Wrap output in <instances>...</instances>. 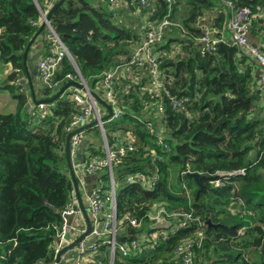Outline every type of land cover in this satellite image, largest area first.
<instances>
[{
    "label": "trees",
    "instance_id": "obj_1",
    "mask_svg": "<svg viewBox=\"0 0 264 264\" xmlns=\"http://www.w3.org/2000/svg\"><path fill=\"white\" fill-rule=\"evenodd\" d=\"M35 1L47 11L48 0H0V59L17 70L7 77L9 89L25 75L23 52L40 28L42 14ZM152 1L161 17L163 1ZM234 3L238 9L248 8L257 15L250 39L264 53V0ZM179 5L181 10L173 18L180 27H172L161 44L160 50L167 53L161 69L167 91L177 99H188L187 111L175 109L166 94L162 99H151L141 90L148 80L137 72V84L124 80L120 88L122 91L132 84L125 96L124 114L104 126L110 146L116 144L117 135L130 137L136 146L133 154L114 166L116 179L123 181L131 173L159 169L153 190L126 183L117 193L118 217L128 214L141 223L138 228L130 225L127 234L141 247L115 264H179L178 246L195 239L199 230L204 238L200 247L195 244L196 262L264 264V92L259 93L257 63L229 40L218 43L214 51L204 50L199 18L214 15L210 25L218 31L217 37L229 19L213 0H180ZM130 11L141 16L139 32L120 20ZM147 11L126 6L115 18L104 0H64L51 25L72 61L64 59L57 79L76 74L78 68L95 91L105 71L120 58L134 55ZM43 41L48 47L49 41ZM41 91L47 99L54 97L51 90ZM15 98V113L0 112V264H51L54 226L62 224L61 211L73 197L65 146L66 128L78 107L68 91L50 105L47 116L34 119L27 109L26 92ZM159 104L164 111L154 123L166 133L168 150L158 146L146 120L138 119H144L146 113L154 116ZM92 132L99 134V129L86 131ZM84 147L91 157L105 156L101 145L90 141ZM150 151L160 157L155 163L148 156ZM240 170L245 174H235ZM190 173L201 177L196 181ZM216 180L222 186L215 187ZM157 202L167 203L171 212L191 213L205 226L193 221L163 235L160 229L149 226L148 214ZM208 221L222 226L208 229ZM172 222L176 225L179 218ZM156 233L159 235L154 238ZM106 250V246L101 247L103 256H98L104 264L108 263Z\"/></svg>",
    "mask_w": 264,
    "mask_h": 264
},
{
    "label": "built area",
    "instance_id": "obj_2",
    "mask_svg": "<svg viewBox=\"0 0 264 264\" xmlns=\"http://www.w3.org/2000/svg\"><path fill=\"white\" fill-rule=\"evenodd\" d=\"M59 0H48L47 2V14ZM114 12L115 18H119L120 12L126 6H132L138 9H149L144 17V26L141 30V41L138 43L134 50V55L130 59L120 58L119 62L105 71L102 74V80L98 84L100 90L94 92L103 99L112 109V116L108 121L101 123V119L109 114L108 109L101 110V103L94 99L88 92L77 87H70L66 92H71V99L78 107V113L73 117L71 124L66 128L68 134L79 130L83 126H86L92 122L98 121L100 124L98 127L104 130L106 123L113 120H118L122 117L126 110L125 96L129 93V89L132 88V84L126 86L122 91L120 88L124 85V80H130L131 82L138 83L137 72L142 73L141 78H146L148 83L141 90L150 95L151 99H162V96L166 94L169 100L172 102L175 109L187 111L186 103L187 98L177 99L173 97L166 89L162 79V65L163 58L167 53L160 50L161 44L164 42L167 32L172 27H180V24L174 20V16H177V10H181L179 5L180 0H162L164 3L165 11L161 17L157 16L155 10V1L150 0H128L127 3L124 0H104ZM217 6L222 9L220 13L229 16L227 27L224 28L217 37L218 31L211 27L214 15L203 16L199 18V24L204 34L201 38V42L204 44L205 51H214L215 46L229 40V42L235 46L244 48L257 63L262 70L259 76V88L264 92V53L260 48L253 47L250 39V29L252 21L257 18V15H252L248 8L238 9L235 6L234 0H213ZM44 14V15H45ZM44 21V16H42ZM227 33L229 37H227ZM216 36V37H215ZM50 44L46 48L45 52L41 53V58L38 63V82L41 85V90H51L53 96L59 92L67 83L78 82L87 84L85 79L76 74H68L64 79H57V75L62 69V63L65 58H69L72 61L71 54L68 48L63 43L62 39L55 34L49 36ZM17 83L19 82L16 81ZM22 83V82H21ZM89 87V85L87 84ZM90 89V87H89ZM91 90V89H90ZM65 92V93H66ZM51 104H41L37 106L38 111L32 112L34 119L38 117H45L49 113V107ZM146 110L149 108V104L145 102ZM162 104H159L156 108L154 116L150 113H146L145 118H139V120H146V126L151 135L157 136L158 146L169 149L167 142V135L163 130H158L154 125V120L162 116L163 112ZM87 131V130H86ZM85 132H79L73 135L71 138L70 152L71 157L76 158L83 155L84 161L80 163L77 168L82 169L84 174H88L90 177L95 178L97 182L95 187L88 192L87 180L79 177L80 184L79 191L83 190L88 192V214L91 221V232L73 249L68 250L61 256V264H104L98 256H103L101 247L106 246L108 255L110 256V264H115L117 259H127L132 254H135L141 247L138 240H132L127 237L128 228L131 225L134 228L141 226L140 221L131 218L128 214L125 218L120 219L117 213V188L116 177L114 173V166L122 163V161L129 157L136 151V146L133 143L125 144V140L122 136L117 135L116 144L110 146L107 142L104 149L103 157H91L89 152L85 149ZM106 151V153H105ZM252 154V153H251ZM148 156L152 162L155 163L160 157L154 152L150 151ZM103 174L109 178L104 181L102 179ZM235 174H245V170H240ZM99 175V178H97ZM232 175V174H230ZM159 180V169L152 170L150 173H131L126 176L127 184H139L147 190H153ZM108 182L109 189L106 190ZM215 187L222 186L220 180L214 181ZM168 206L163 203H155L151 206L148 220L151 222V228L159 229L160 227H166V230H161L163 235H169L172 230L177 228H186L188 225L196 221L198 225L204 227L205 225L199 219H193L191 213L180 212L172 213L168 210ZM62 224L55 225L56 236L53 243L54 250V262L57 263V256L60 252L73 244L80 236L86 231L85 224L82 226L80 217L82 212L78 208L77 194L73 191L72 200L61 211ZM179 218V222L173 225V229H170L172 220ZM123 228V230H121ZM126 233V234H124ZM125 235V237L122 236ZM125 238L124 242H119V238ZM204 238L203 230H199L195 239H187L180 244L176 250V258L179 264H202L196 262L195 244L200 247ZM106 250V251H107Z\"/></svg>",
    "mask_w": 264,
    "mask_h": 264
},
{
    "label": "water",
    "instance_id": "obj_3",
    "mask_svg": "<svg viewBox=\"0 0 264 264\" xmlns=\"http://www.w3.org/2000/svg\"><path fill=\"white\" fill-rule=\"evenodd\" d=\"M64 0H59L55 6L47 13L45 14V12L37 5L36 1V6L38 7V9L40 10L42 16H44V21L42 23V25L39 28V31L35 34V36L31 39V41L29 42V44L27 45V47L25 48L24 52H23V70L25 72L26 75V82H28L29 85V91L31 92V95L33 96L34 99V105L35 106H39L41 104H52L54 103L58 98H60L68 88L74 86L77 87L79 89L84 90L85 92H88L94 99H96L98 102H100L101 104L105 105V107L108 109L109 114L105 117H103L101 119V123L108 121L111 116H112V109L111 107L105 103L94 91L90 90L89 87L87 86V84H80L78 82H71V83H67L59 92H57L55 94L54 97L52 98H44L41 100H36V95H35V88H34V81L36 80V77L38 75V63L40 61L41 58V52L37 51L36 53H34L33 55H31V51L33 50L34 44L35 42H37L39 40V38L42 35V32L44 30H48L51 34H55V31L52 28L51 25V21H52V16L55 12V10L63 3ZM45 14V15H44ZM253 47H257L258 45L256 43H253ZM72 57V56H71ZM261 69L257 71L256 73V77L258 78L259 74L261 73ZM77 72L79 73V75H81V72L79 71V69L77 68ZM83 77V76H81ZM25 80L22 82L24 83ZM262 91L259 90V93H261ZM32 106V104L28 103L27 107L30 108ZM100 123L98 121H95L93 123H90L86 126H83L82 128H80L79 130H76L73 133H70L67 136V140H66V146H65V150H66V161L70 170V178L72 180L73 183V188L77 194L78 200H79V207L82 211V214L85 218V222H86V231L84 232V234L82 236H80L73 244H71L69 247L63 249L60 254L57 256V263L61 264L60 259L61 256L66 253L68 250L73 249L74 247H76L80 241H82L86 236H88L91 232V221H90V217L89 214L85 208V206L83 205L82 202V198H81V193L79 191V185H78V181H77V177H76V172L74 170L73 164H72V157H71V152H70V146H71V138L73 137L74 134L79 133V132H85L86 130H90L93 127L99 125ZM191 178L195 179L196 181L199 180V178L201 177L200 174L198 173H190L189 174ZM90 176H88L89 179ZM97 178H99V175H97ZM97 182L96 179H93L92 182L90 183L91 186L88 188L89 191H91L94 187H95V183ZM201 191V188H200ZM207 227L208 229H217L218 227H221V224H213L211 221H208L207 223ZM119 242H124L125 238H119L118 239Z\"/></svg>",
    "mask_w": 264,
    "mask_h": 264
},
{
    "label": "rangeland",
    "instance_id": "obj_4",
    "mask_svg": "<svg viewBox=\"0 0 264 264\" xmlns=\"http://www.w3.org/2000/svg\"><path fill=\"white\" fill-rule=\"evenodd\" d=\"M120 20L128 28H134V30L136 32H139L140 25H141V21H140L141 20V16H140V14H136V13L130 11L129 15L124 14V18H120ZM136 46H137V44L134 45V48ZM4 64L5 63H2L0 61V75L1 76L5 75L4 72H5L6 67L4 66ZM15 71L17 72V70H14L12 68L10 71H8L7 75H5V77H7L8 75H10L11 73H13ZM22 79H23V77H20L19 82L18 83L17 82L14 83V85H16V87L14 89L13 88L12 89L7 88L6 87V83L4 84L2 80L0 81V85H2V87H3L2 90H4V91H0V108L5 110L7 113H15L18 110V108H17L18 101H17V99L15 97L21 91L25 93L28 90V87H29L28 83L27 82L21 83ZM95 90L99 91L100 87L99 86L96 87ZM101 105H102L101 106V110L104 111V108H103L104 106H103V104H101ZM154 125H155V123H154ZM97 127H98V125H97ZM99 130L101 131V134H102V143H101L100 140H99V142H100V144H103V146H105V144L108 142L106 130L105 129L104 130L99 129ZM99 136H100V134H99ZM124 140H125V144L126 145H128L129 143H133L134 144V141L128 136L124 137ZM105 153H106V151H105ZM251 153L254 154V152H251ZM75 172H76L75 174H76V177H77L78 185L83 186L82 183L80 184L79 177H81V178L86 180V178H88L89 175L88 174H84L82 172V169H80V168H76ZM69 175H70V170H69ZM103 176H104L103 180L106 181V179L108 177H106L104 174H103ZM108 180H109V178H108ZM106 184H107L106 190H108L110 184L108 185V182H106ZM126 185H127L126 184V177H125V179L123 181H120V180L116 179L117 192H119L120 190L124 189L126 187ZM81 194H82L83 197H85V192L83 190L81 191ZM172 213L174 214L176 212H172ZM159 229L160 230H166V227H160ZM158 235H159V233H156L154 235V238H156Z\"/></svg>",
    "mask_w": 264,
    "mask_h": 264
},
{
    "label": "crops",
    "instance_id": "obj_5",
    "mask_svg": "<svg viewBox=\"0 0 264 264\" xmlns=\"http://www.w3.org/2000/svg\"><path fill=\"white\" fill-rule=\"evenodd\" d=\"M37 5L41 8V6L38 3H37ZM42 23H43V20H41L40 26L42 25ZM2 32H3V30L0 29V35L2 34ZM46 33L47 34L45 36L41 35V37L39 38V40L37 42H35L34 47H33V50L31 51V55H33L37 51H40L41 53L46 51V48L44 46L45 44H44V41L43 40L49 41V36L51 35V33L49 31H47ZM227 37H229V34L228 33H227ZM49 44H50V42H49ZM0 61H1V59H0ZM4 66L6 67L4 74L7 75L8 71H10L13 67H12L11 64H9V65H5L4 64ZM256 66H257V69H256V73H257V71L260 70V68H259V66L257 64H256ZM24 74H25V72H24ZM260 74H259V76H260ZM5 75H3V76L0 75V81L2 80L4 84L6 83V80H7V77H8V76L5 77ZM259 76H258V78H259ZM23 80H25V82H26V75L23 76V79H22L21 82H23ZM2 88H3L2 85H0V91H4V90H2ZM34 88H35V91H36L35 92V95H36V100L37 101L46 98L45 95L41 91V85L39 84L37 77H36V80L34 81ZM26 94H27V97H28V103L32 104V106L30 108L27 107V109L30 111V114L32 115V112L33 111H38V108H37V106L34 105V99H33V96L31 95V92L29 91V87H28V90L26 91ZM17 107H18V105H17ZM0 112L1 113H7L5 110H3L1 108H0ZM99 134H100V136H99ZM99 134L93 133V132L91 134L86 133V135H85V141L86 142H90L91 141L97 147H99L100 145L103 147V144H100V142H99V140H100L101 143H102V134H101V131L100 130H99ZM65 155H66V150H65ZM95 157L97 158L98 156H95ZM71 159H72V164H73L74 170L77 168V166L80 163H82L84 161V158H83V155L82 154L79 157L71 158ZM67 170H69L68 164H67ZM93 179H95V178L90 177L89 179H86L87 180V183H88V187H87V191L88 192H90L88 188L91 186L90 183L92 182ZM88 192H85V197H83L82 194H81L82 202H83V205L85 206L86 210H88V195H89ZM77 200H78V197H77ZM157 203H163V202H157ZM163 204H166L167 205V203H163ZM78 208L80 209V207H79V200H78ZM80 221H81L82 226H84V224H85V227H86V222H85V218H84L83 214H82V217H80ZM149 226L151 228V222H150ZM170 229H173V223L170 224L169 230ZM124 234H126V233H124ZM124 234H122L123 237H125ZM106 253H107V259H108V263L107 264H110V256L108 255V250L106 251Z\"/></svg>",
    "mask_w": 264,
    "mask_h": 264
},
{
    "label": "clouds",
    "instance_id": "obj_6",
    "mask_svg": "<svg viewBox=\"0 0 264 264\" xmlns=\"http://www.w3.org/2000/svg\"><path fill=\"white\" fill-rule=\"evenodd\" d=\"M252 42V41H251ZM49 99V98H48Z\"/></svg>",
    "mask_w": 264,
    "mask_h": 264
}]
</instances>
